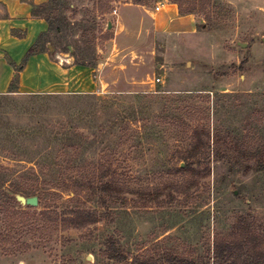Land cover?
I'll return each instance as SVG.
<instances>
[{
	"label": "rangeland",
	"instance_id": "374dc122",
	"mask_svg": "<svg viewBox=\"0 0 264 264\" xmlns=\"http://www.w3.org/2000/svg\"><path fill=\"white\" fill-rule=\"evenodd\" d=\"M111 1L101 11V0H56L52 15L67 26L58 31V21L44 44L53 59L74 63L66 44L78 59L91 46L85 60L96 80L105 76L100 92L20 93L18 79L11 85L18 91L0 93V235L11 204L58 212L48 232L38 221L36 231L22 235L28 250H19L15 234L8 243L0 238V264H133L136 256L214 264L215 239L231 240L242 217L264 235V170L236 152L264 148V0H196L204 10L185 15L177 2L185 9L192 0H153L142 8ZM160 2L178 13L157 11ZM27 52L0 51V62L24 68L33 56ZM43 68L32 64L29 89L56 79ZM204 131L212 151L234 153L197 159L194 167H209L210 175L195 184L194 175L178 172L179 155ZM99 162L123 172L131 187L162 195L129 194L109 210L96 195L73 198L68 188ZM186 181L194 186L175 191ZM32 196L37 206L24 203ZM110 244L127 258H108Z\"/></svg>",
	"mask_w": 264,
	"mask_h": 264
},
{
	"label": "trees",
	"instance_id": "16d2710c",
	"mask_svg": "<svg viewBox=\"0 0 264 264\" xmlns=\"http://www.w3.org/2000/svg\"><path fill=\"white\" fill-rule=\"evenodd\" d=\"M101 1L104 3L99 6L101 11H104L106 9V6L111 5L112 3L111 0ZM152 1L153 0H131V2L136 5H148ZM205 1L208 3L211 2V0ZM200 2L203 3V0H201ZM200 2L192 0L190 1L188 7L185 9H183L181 3H177L179 4L182 15H185L195 12L198 6L200 7V11L204 10L205 7L203 5L200 6ZM57 8L58 6L56 0H49L47 3L41 5H33V14L35 16L44 18L47 21L49 27L46 32L42 33L39 36L37 43L28 50L27 56H32L39 52L46 51L45 48L47 47H44V44L47 42H51L50 40H46V38L54 30L55 24L58 21L62 23L58 26V31L62 27L67 26L65 19H63L62 17L59 18L57 15H52V13L55 14L57 12ZM87 33L88 32H85V34ZM110 38L111 37H109V39ZM92 44H95V41H93V43L91 42V45ZM90 48L91 46H87L86 49H81V59H78L73 45L66 44L63 50L71 53V55L75 57V64L92 67L91 63H88L85 60V57L88 56V54H86V50H89ZM10 64L13 65L16 70V75L11 83L12 85L14 83H17L19 79V72L23 69V65L17 66L13 62H10ZM15 89L16 88L11 86V90H9V92L18 91ZM203 134L204 136L198 135V137H196L197 139L194 141L191 148L186 149L179 155L180 161H182L184 165L180 167V169H178V172L194 175L195 184H197L198 181L202 178H206L210 175L209 167L203 169L194 167L197 163V159H206L211 155L219 158H224L226 156H229L230 153H234V151L230 150H228L227 152L220 151L217 148L212 151L210 149V134L206 133L205 131L203 132ZM204 138H206L205 141H203ZM214 142H219L218 136L217 138H214ZM236 152L238 153V159L254 162V165L252 166L255 170H264V148H257L255 150L239 149ZM87 175L88 176L84 178L83 181H75L74 185L68 188V191L74 195L73 198H76L83 193H87L89 196L96 195L98 197L99 205L108 210L110 208V204L112 203L127 202L129 194H139L141 196H150L154 194L156 197H160L163 193V191H158V189L149 187L138 189L131 187L126 183L124 179L125 174L123 172L118 173V170L112 165H106L103 162H99L97 165L89 168ZM192 186H194V183H192V181H186L180 185H177V187H175V191H177L178 193H183L186 192L187 188H190ZM53 194L61 196V193H58L57 191H53ZM11 206L12 207H9V209H6V211L4 212L7 214V225L5 227V230L0 235V238H2L4 243H8L10 240H12L14 234L19 237V241H17V244L19 242H22L20 239L22 235L27 232L31 233L33 231H36L38 229L39 223L42 226L38 230L44 231L45 233L48 232L55 215L58 214V212L52 209L50 206H45L44 209H42L39 213L36 210L32 211L30 206H27L26 210L15 209L13 204H11ZM83 212L84 211L76 213L81 214ZM16 215H21V217L18 218ZM233 236L234 237L231 240H225L222 238L215 239L212 251V255L215 260L214 264H264V235L255 232L250 221H247V219L242 217L235 225ZM30 247L31 245L29 243L22 242L19 250H28ZM107 254L108 258L115 259L117 261H123L127 258V253L125 252V250H123L121 247H117L115 244L108 245ZM171 260H178L179 264H195V262L193 261L186 262L184 259H177L176 257H172ZM132 263L159 264L157 261L146 259L145 257L141 256L134 257Z\"/></svg>",
	"mask_w": 264,
	"mask_h": 264
},
{
	"label": "crops",
	"instance_id": "0c3cea01",
	"mask_svg": "<svg viewBox=\"0 0 264 264\" xmlns=\"http://www.w3.org/2000/svg\"><path fill=\"white\" fill-rule=\"evenodd\" d=\"M48 1L0 0V51L8 52L19 49L24 53L37 43L39 36L46 32L49 26L44 18L33 14V5H41ZM128 5L137 8L146 7L143 5ZM120 8L117 10L119 24L126 19L125 16L120 15ZM160 11H163L167 17H172L178 13V8L173 3L163 2V8ZM48 51L34 54L23 70L20 71V93H95L104 88L103 79H105V76L101 74V80H96L98 75L95 74L93 67L77 65L74 61L71 62L69 57L63 58V61H58L57 58L59 59L60 56L57 55L53 59V53ZM35 62L44 66L42 71L47 69L56 79L42 88L29 89L27 87L28 72ZM103 71H107L105 65L101 72L103 73ZM15 75L16 70L13 66L9 65L7 61L0 62V93L9 91Z\"/></svg>",
	"mask_w": 264,
	"mask_h": 264
},
{
	"label": "water",
	"instance_id": "95a60500",
	"mask_svg": "<svg viewBox=\"0 0 264 264\" xmlns=\"http://www.w3.org/2000/svg\"><path fill=\"white\" fill-rule=\"evenodd\" d=\"M243 46H246V43H242ZM48 48L50 50L53 49V46L51 44H48ZM24 203L32 206H37L39 204V200L37 196L28 197L26 199H23Z\"/></svg>",
	"mask_w": 264,
	"mask_h": 264
},
{
	"label": "built area",
	"instance_id": "2783aa9c",
	"mask_svg": "<svg viewBox=\"0 0 264 264\" xmlns=\"http://www.w3.org/2000/svg\"><path fill=\"white\" fill-rule=\"evenodd\" d=\"M162 8H163V2L158 3V5L156 6V10L160 11ZM158 80H160V79H158Z\"/></svg>",
	"mask_w": 264,
	"mask_h": 264
}]
</instances>
